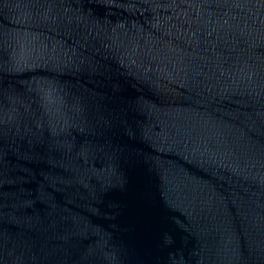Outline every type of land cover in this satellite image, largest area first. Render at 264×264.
<instances>
[{
  "label": "water",
  "instance_id": "obj_1",
  "mask_svg": "<svg viewBox=\"0 0 264 264\" xmlns=\"http://www.w3.org/2000/svg\"><path fill=\"white\" fill-rule=\"evenodd\" d=\"M0 264H264V0H0Z\"/></svg>",
  "mask_w": 264,
  "mask_h": 264
}]
</instances>
